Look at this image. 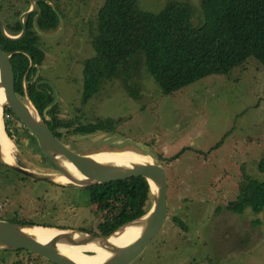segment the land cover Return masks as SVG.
<instances>
[{"label": "rangeland", "instance_id": "374dc122", "mask_svg": "<svg viewBox=\"0 0 264 264\" xmlns=\"http://www.w3.org/2000/svg\"><path fill=\"white\" fill-rule=\"evenodd\" d=\"M166 1L137 3L145 11L156 13ZM183 1L193 5L194 17L198 19L199 0ZM3 2L9 8L0 6V17L9 19L10 24L20 21L30 4L27 0ZM104 2H52L65 25L55 40L43 37L46 58L40 70L42 79L58 97L60 118L82 123L119 121L114 132L72 136L70 144L83 150L73 149L74 152L131 151L152 158L156 155L161 160L168 184V220L164 226L171 223L161 231L173 233V238H164L158 231L130 264H264V210L256 216L252 211L239 215L225 210L239 193L244 170L264 182V172L258 168L264 160V68L251 58L229 74H210L172 94L162 95L140 57L131 78L105 80L100 91L84 102L82 64L93 53L92 39L98 31V14ZM87 8L88 18L82 13ZM64 37L67 43L78 39L77 50L85 43L86 57L78 58V62L76 58L71 60V51L61 43ZM56 44L59 46L55 49ZM8 120L13 129L24 131L17 120ZM22 135L20 132L16 137L19 145L24 142ZM13 142L14 157L17 149ZM220 142L223 143L216 148ZM17 153L26 168L51 172L47 165L40 164L38 156L42 151L34 135ZM13 175L15 194L25 202L22 212L34 224L89 229L98 218L113 219L121 211L122 202L116 201L109 202L108 208L100 206L93 210L88 192L80 187L70 185L73 187L62 190L16 171ZM220 207L223 210L217 211ZM173 217L182 220L186 228L177 226L170 219ZM27 262L53 264L25 251H0V264Z\"/></svg>", "mask_w": 264, "mask_h": 264}, {"label": "trees", "instance_id": "16d2710c", "mask_svg": "<svg viewBox=\"0 0 264 264\" xmlns=\"http://www.w3.org/2000/svg\"><path fill=\"white\" fill-rule=\"evenodd\" d=\"M52 2L54 0H36V12L25 20L27 31L23 39L7 40L0 29V47L6 54H14L12 63L15 72H19L15 86L22 96L25 94L23 77L29 68L30 58L40 63L46 57L41 47L45 39L37 28L45 34L54 33L58 28ZM198 5L200 17L195 19L194 8L189 1L168 0L160 11L154 13L140 8L137 0H105L98 14V31L92 39L93 53L82 64L83 101L87 102L98 93L105 80L126 81L131 78L140 57H143L145 69L155 79L162 95L172 94L210 74H229L251 58L264 68V0H199ZM6 30L15 36L22 31V25L18 20ZM36 69L33 66L29 71L26 89L43 114L56 97L48 83L37 84L40 79L33 80ZM130 92L134 94L133 90ZM4 111L5 123H10L9 115L27 129L11 109L5 108ZM58 115V104H54L48 112L50 120L46 123L55 137L67 144L70 135L114 132L119 122L106 119L75 126L73 120L62 119ZM7 133L13 138V133ZM222 143H218L216 148ZM258 168L264 172V160L259 162ZM82 189L88 192L93 210L111 201L122 202V206L110 226L102 227V224L101 229L75 230L109 234L144 215L152 205L149 186L142 177ZM221 210V207L217 209ZM225 210L239 215L252 211L255 216L259 215L264 210V182L257 181L244 170L239 193ZM170 219L177 226L186 228V224L177 217ZM15 223L37 225L27 220H16ZM19 251L34 254L25 249L15 250L16 254Z\"/></svg>", "mask_w": 264, "mask_h": 264}, {"label": "water", "instance_id": "95a60500", "mask_svg": "<svg viewBox=\"0 0 264 264\" xmlns=\"http://www.w3.org/2000/svg\"><path fill=\"white\" fill-rule=\"evenodd\" d=\"M36 0H30V8L20 17L22 31L18 35H10L2 18L0 17V29L2 35L10 41H19L26 34L25 20L36 9ZM60 22V28L56 34L49 35L38 33L47 39L55 38L62 29V18L52 4ZM25 53V52H23ZM26 54V53H25ZM14 54H6L0 47V105L2 106V125L5 128L4 110L9 108L15 116L22 122L35 136L41 151L56 168L57 173L37 172L19 165L14 157L7 162L0 146V157L4 164L16 172L22 173L32 179L39 181H48L59 184H69L80 188L103 185L112 182L122 181L131 178L142 177L147 182L151 197V208L139 218L123 224L115 231L109 234H96L75 229L60 227H50L32 224H16L6 221H0V251H15L25 249L29 252L42 256L54 264H83L76 262L63 254L61 248H73L81 246L90 248L92 246L102 248L109 254L102 260L87 264H130L142 252L149 241L161 229L168 215L167 203V180L161 160L155 155L153 158L148 154H136L123 156L119 161H104L98 159V155L103 153H94L82 155L74 152L59 141L49 128L46 121L48 112L54 104L48 105L43 114H40L35 104L31 100L26 89L24 80L25 96L20 97L15 89V74L13 70L12 57ZM33 59L31 58V66ZM7 136L6 131H4ZM115 153V152H110ZM123 154L124 152H116ZM115 153V154H116ZM64 179L66 183H63ZM138 226L141 231L139 235L126 246H116L115 239L122 236L130 227ZM37 229H46L55 231L47 240H42L34 234ZM90 255V254H88Z\"/></svg>", "mask_w": 264, "mask_h": 264}, {"label": "flooded vegetation", "instance_id": "af4514ba", "mask_svg": "<svg viewBox=\"0 0 264 264\" xmlns=\"http://www.w3.org/2000/svg\"><path fill=\"white\" fill-rule=\"evenodd\" d=\"M1 2H0V6H5L6 8H9V5H8V3H6V4H4V2H3V0H0ZM15 4H17V1H15L14 2ZM14 3H11L12 4V6H15V4ZM52 4V3H51ZM56 7V6H55ZM30 8V4H29V6H28V8L26 9V11L25 12H27L28 11V9ZM36 9H37V6H36ZM36 9H35V11H34V13L36 12ZM56 9H57V7H56ZM25 12H23V13H25ZM58 12V11H57ZM34 13H32V14H34ZM59 13V12H58ZM87 18H88V16H89V9L87 8V9H85V11H83L82 12ZM31 14V15H32ZM30 15V16H31ZM60 15V14H59ZM61 16V15H60ZM2 18V17H1ZM28 18V17H27ZM26 18V19H27ZM57 18H58V16H57ZM62 18V29H61V32H62V30H63V28H64V21H63V17H61ZM2 20H3V22H4V25H5V27H7V26H14L15 25V23L18 21H16V22H14L13 24H10V20L9 19H3L2 18ZM82 22H83V20H82ZM59 28H60V22H59V18H58V28H57V31L59 30ZM73 31H74V29H72ZM57 31L56 32H54V33H48L49 35H53V34H55V33H57ZM61 32L59 33V35L61 34ZM59 35L57 36V37H59ZM88 36V34L86 35V37ZM57 37H55V38H52V39H47V40H55ZM65 39H66V37H64L63 39H62V41H61V43H63L62 45H64L65 47H66V50L67 51H71V55H70V59L72 60V59H75L76 58V61L75 62H78V58H84V57H86V46H85V43L83 44V46L82 47H80V48H78V50H77V42H78V39H74V40H71L69 43H67L66 41H65ZM59 45H55V49L58 47ZM41 47H42V45H41ZM42 49H43V47H42ZM44 50V49H43ZM45 51V50H44ZM46 58V57H45ZM45 58H44V60L42 61V62H40V63H37V62H34V60H33V64H32V66H31V60H30V65H29V68H28V70L25 72V75H24V77H23V82H24V80H26L27 79V77H28V73H29V71L31 70V68L34 66V67H37V69L35 70V72H34V75H33V80H38V79H40V81L39 82H37V84H39V83H41V82H43V83H47L46 81H44L43 79H42V77H41V70H40V67H41V65L43 64V62L45 61ZM87 58V57H86ZM86 58H84V60L86 59ZM31 59V58H30ZM33 59V58H32ZM70 60V61H71ZM68 63H69V61H68ZM78 65V64H77ZM13 70H14V74H15V81H16V75H17V73H19V72H15V66H14V64H13ZM49 86L51 87V91H53V93H55L54 92V90H53V87L49 84ZM15 89H16V86H15ZM17 92V91H16ZM17 94L20 96V97H22L23 99H25L24 98V96H25V94H24V96H22L19 92H17ZM55 97H56V94H55ZM58 102V101H57ZM57 102H56V104H57ZM5 112V111H4ZM48 120H50V117H49V119ZM73 122H74V124H75V126L76 125H78V124H81L82 122H77L76 120H73ZM85 123V122H84ZM83 124V123H82ZM85 124H89V123H85ZM23 126V125H22ZM23 128H24V126H23ZM28 129V128H27ZM26 128L25 129H23L24 131H22L21 129H13V127H11V125H10V123L9 122H6L5 123V131H6V133L8 132V131H10L11 133L13 132V138L16 140V142H17V139H16V137H17V134H19L20 132H23V137H24V142H23V144L22 145H19V143L17 142H13V138H10L9 136H8V133H7V136L9 137V140L11 141L12 140V142H13V144H15L14 145V147H16V149H17V152L19 151V148H21L22 150H24V148L26 147V144H28V142H29V138L31 139V135H33L32 134V132L28 129L27 130ZM99 132H107V131H99ZM99 132H97V133H99ZM96 134V133H95ZM75 135H77V134H75ZM78 135H86V134H78ZM89 135V134H88ZM90 135H93V134H90ZM72 136H74V135H70V137H69V139L67 140L68 141V144L67 143H63L64 145H66L69 149H71V150H73V149H76L78 152H83V150H78L76 147H74V146H72L71 144H70V139H71V137ZM35 137V136H34ZM27 149H30V148H27ZM74 151V150H73ZM16 152V155L14 156V159L16 160V162L19 164V165H21V166H25L24 165V163H23V160L22 159H20L18 156H17V154H19V153H17ZM77 152V153H78ZM78 154H82V155H88V154H85V153H78ZM94 154V153H93ZM38 158H39V161H40V164H42V165H47L48 166V169H50L51 170V172H47V173H57V170H56V168L51 164V162L49 161V159L45 156V154L43 153V154H39V156H38ZM13 171H15V170H13V169H11L9 166H7L6 164H4L3 162H2V160H1V157H0V192H1V195L0 196H2V197H0V221H6V222H10V223H15V221L16 220H27V216L22 212L23 210H25V202L23 201V200H21L20 199V197H19V195H18V193L16 192V194H15V185H13V183H14V175H13ZM17 173H19V172H17ZM21 175H23V176H25V177H28V176H26V175H24V174H22V173H20ZM35 180V179H34ZM47 182V181H46ZM48 183V182H47ZM63 185H66V184H63ZM52 186V188L55 186V185H51ZM60 189H62V190H64V189H67V188H71V187H73V186H63V187H60V186H58ZM13 188V189H12ZM15 195H18V200H15V198H16V196ZM16 203H17V205H16ZM16 205V206H15ZM107 205H108V203H107ZM107 205H104V207L105 206H107ZM106 208H108V206L106 207ZM100 211H102V210H100ZM3 212V213H2ZM114 214H116L117 213V210L116 209H114ZM102 214V213H101ZM27 217V218H26ZM97 219V218H96ZM115 218L113 217V219H111V218H109V217H107V216H105V219H102L101 220V218L99 219L98 218V220H96V222L92 225V227H90L89 229H87V230H93V229H101V225L103 224V226L102 227H104V226H110L111 224H110V222H112V220H114ZM167 219V218H166ZM168 220V219H167ZM166 221V220H165ZM165 223V222H164ZM164 223H163V225H162V227H161V229L162 228H166V227H169V225L171 224V223H169L168 225H165L164 226ZM100 227H98V226ZM161 229L159 230V231H161ZM78 230V229H77ZM98 231V230H97ZM162 233H163V231H161ZM101 234V233H100ZM172 234L173 233H169V234H164L163 233V237L164 238H167V237H169V238H173L172 237Z\"/></svg>", "mask_w": 264, "mask_h": 264}, {"label": "bare ground", "instance_id": "6f19581e", "mask_svg": "<svg viewBox=\"0 0 264 264\" xmlns=\"http://www.w3.org/2000/svg\"><path fill=\"white\" fill-rule=\"evenodd\" d=\"M2 106L0 105V146L2 147L3 153L5 155V159L7 162H10L12 160V146L11 141L6 137L5 134V128L4 125H2ZM124 152L123 154L118 153H110V152H101L103 154L98 155V159L104 160V161H113L115 159H118L121 161L123 159V156H131L133 155L130 152ZM63 183H66L64 179H61ZM141 229L138 226L130 227V229H127L125 233L122 234L121 237L115 239L116 246H126L127 244L134 241V239L139 235ZM55 231H50L46 229H37L34 231V234L39 237L42 240H47L50 238ZM61 252L71 258L72 260L76 262H80L83 264L87 263H94L99 260H102L103 258H106L109 253L102 249L97 247H90L85 248L81 246H75L73 248H61ZM90 254V255H88Z\"/></svg>", "mask_w": 264, "mask_h": 264}, {"label": "built area", "instance_id": "2783aa9c", "mask_svg": "<svg viewBox=\"0 0 264 264\" xmlns=\"http://www.w3.org/2000/svg\"><path fill=\"white\" fill-rule=\"evenodd\" d=\"M7 118H10V116H9V115H7Z\"/></svg>", "mask_w": 264, "mask_h": 264}]
</instances>
